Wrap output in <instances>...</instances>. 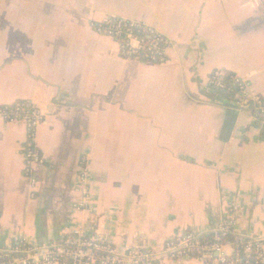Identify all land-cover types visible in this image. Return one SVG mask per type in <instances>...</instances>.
<instances>
[{"label":"crops","instance_id":"1","mask_svg":"<svg viewBox=\"0 0 264 264\" xmlns=\"http://www.w3.org/2000/svg\"><path fill=\"white\" fill-rule=\"evenodd\" d=\"M107 17L157 28L167 60L122 57L95 30ZM216 69L264 107V0H0V105L30 100L45 115V161L30 167L26 122L0 116V244L44 247L82 226L119 255L163 254L225 218L264 236V113L212 92Z\"/></svg>","mask_w":264,"mask_h":264},{"label":"built area","instance_id":"2","mask_svg":"<svg viewBox=\"0 0 264 264\" xmlns=\"http://www.w3.org/2000/svg\"><path fill=\"white\" fill-rule=\"evenodd\" d=\"M95 30L116 40L122 57L139 62L163 63L171 39L154 26L121 17H107ZM212 92H232L237 102L253 106L264 113L262 99L251 95L245 80L224 69L212 71L207 78ZM0 116L6 121H24L28 126L29 140L25 147L27 165L44 163V157L35 147L36 127L45 115L30 100L0 105ZM88 173L82 168L78 190L87 192ZM212 234V238L208 235ZM229 248L230 253L226 248ZM164 255L174 258L195 257L204 264H264V236H247L236 231L234 222L223 219L211 232L188 231L178 234L164 245ZM152 251L128 250L119 255L116 248L106 242L93 240L82 234V226L61 241H51L46 246H34L17 238L11 246L0 244V264H163L164 255Z\"/></svg>","mask_w":264,"mask_h":264},{"label":"trees","instance_id":"3","mask_svg":"<svg viewBox=\"0 0 264 264\" xmlns=\"http://www.w3.org/2000/svg\"><path fill=\"white\" fill-rule=\"evenodd\" d=\"M220 93H222L223 96H224L225 98H227V99H229V100H234V96H233V93H232V92H227V93H225V92H220ZM18 101H21V100H18ZM18 101H15V102L10 103V104H11V105H12V104H15V103L18 102ZM208 238H209V239L212 238V234H209V235H208Z\"/></svg>","mask_w":264,"mask_h":264}]
</instances>
